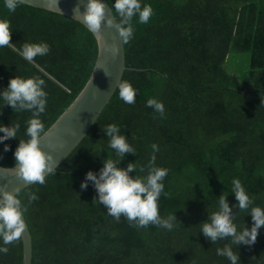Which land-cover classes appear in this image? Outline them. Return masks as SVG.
<instances>
[{"label": "trees", "instance_id": "obj_1", "mask_svg": "<svg viewBox=\"0 0 264 264\" xmlns=\"http://www.w3.org/2000/svg\"><path fill=\"white\" fill-rule=\"evenodd\" d=\"M143 2L153 15L147 24L134 20V37L124 42L122 80L138 89L135 104L122 101L117 88L55 174L20 191L25 203L29 192L38 196L26 213L32 264H230L216 254L228 241L212 244L199 233V224L216 210L222 193L229 194L230 205L237 203L233 179L264 207V0ZM0 20L12 26L11 43L0 47V89L15 75L45 79L46 132L88 81L96 41L79 22L25 4L11 12L0 0ZM41 41L50 45L49 54L25 61L23 44ZM236 53L249 55V69L240 76L230 67ZM150 98L163 102V118L146 106ZM30 116L10 106L0 109L5 126L21 123L17 139L0 144L1 167L14 166ZM110 123L120 125L137 152L127 154L120 167L136 162L138 171L147 168L151 145H158L155 166L168 169L160 215L175 212L173 230L151 224L137 228L123 216L117 222L103 206L92 204L97 194L91 182L81 189L89 170L98 172L103 159L115 158L102 131ZM244 222L250 227L251 216L240 212L238 227ZM8 247L0 264H22L21 238ZM239 259L240 264H264V228L253 245L239 246Z\"/></svg>", "mask_w": 264, "mask_h": 264}, {"label": "clouds", "instance_id": "obj_2", "mask_svg": "<svg viewBox=\"0 0 264 264\" xmlns=\"http://www.w3.org/2000/svg\"><path fill=\"white\" fill-rule=\"evenodd\" d=\"M57 9L59 0H52ZM25 3V0H5V7L15 12L16 8ZM81 3L83 11H81ZM111 16L108 15V10ZM73 17L81 20L92 33H99L102 25L115 27L122 41L127 43L135 33L133 21L147 24L153 15V9L143 0H79L73 9ZM12 26L9 20H0V47L11 43ZM50 52L47 42L24 43L21 49L22 58L27 62H34L38 56H46ZM106 76L108 74L104 72ZM116 88L119 97L126 104H135L138 89L129 81L121 80ZM46 81L39 75L29 77L15 75L6 88L0 89V109L10 106L15 113L29 112L30 118L26 121L24 136L14 151V169L17 177L25 182L43 185L49 174H55L58 163L53 155L42 150L40 142L44 137L45 129L42 120L48 105ZM146 106L152 108L163 118L165 106L162 101L150 98ZM95 122V121H94ZM21 130V123L13 120L8 126L0 122V144L8 139H17ZM107 137V147L114 152L115 158L102 160V167L98 172L89 170L81 189H87L89 182L96 190L92 204L101 205L107 210V215L117 222L123 216L130 224L137 228H146L150 224L166 230H173L178 223L174 213L167 217L160 215L159 200L165 193L164 178L168 174L167 168L155 166V153L159 151L157 144L151 145L153 155L147 168L141 166L139 171L135 163H128L120 167L121 161L127 154L137 155L136 149L130 144L129 137L121 131L117 123H110L102 129ZM4 151H9V145H4ZM102 152V151H101ZM100 152V153H101ZM100 155V154H99ZM96 155V156H99ZM108 157V155H107ZM4 172L13 168H2ZM135 173V175H131ZM237 203L230 205L227 197L222 193L219 196L216 210L208 214L207 220L201 222L199 233L212 244L218 241H228L222 248H217L216 254L225 257L230 264H240L239 246L253 245L264 228V207L255 205L242 182L237 178L232 181V191ZM38 196L34 192L27 195V203L20 198V188L15 194L0 189V254L9 252L8 245L18 241L27 228L26 213L28 205L36 201ZM233 208L238 211H233ZM240 212L251 216L252 224L238 227ZM246 216V215H245ZM236 246V251L233 250Z\"/></svg>", "mask_w": 264, "mask_h": 264}, {"label": "water", "instance_id": "obj_3", "mask_svg": "<svg viewBox=\"0 0 264 264\" xmlns=\"http://www.w3.org/2000/svg\"><path fill=\"white\" fill-rule=\"evenodd\" d=\"M78 2L79 0H59V9L52 0H25L23 4L69 17L87 29L81 20L73 17V9ZM81 11H83L82 3ZM111 11L108 10L109 16ZM91 34L97 45V56L91 75L77 97L49 127L40 142L42 150L52 154L58 166L87 135L94 121L111 100L126 70L124 42L118 30L115 27L102 25L99 33L91 32ZM2 168L0 166V189L15 194V189L20 188L21 191L35 184L17 177L14 166L8 172H4ZM21 241L22 264H32V239L28 226L22 233Z\"/></svg>", "mask_w": 264, "mask_h": 264}, {"label": "rangeland", "instance_id": "obj_4", "mask_svg": "<svg viewBox=\"0 0 264 264\" xmlns=\"http://www.w3.org/2000/svg\"><path fill=\"white\" fill-rule=\"evenodd\" d=\"M230 67L232 72L236 75H242L249 69V55L248 54H234Z\"/></svg>", "mask_w": 264, "mask_h": 264}]
</instances>
